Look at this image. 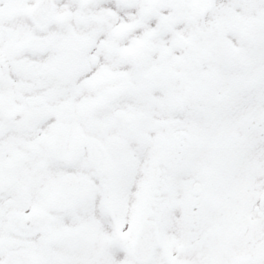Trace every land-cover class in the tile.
<instances>
[{
	"label": "snow or ice",
	"instance_id": "6c2138e0",
	"mask_svg": "<svg viewBox=\"0 0 264 264\" xmlns=\"http://www.w3.org/2000/svg\"><path fill=\"white\" fill-rule=\"evenodd\" d=\"M0 264H264V0H0Z\"/></svg>",
	"mask_w": 264,
	"mask_h": 264
}]
</instances>
